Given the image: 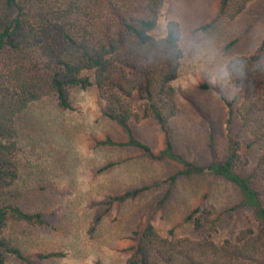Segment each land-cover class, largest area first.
Listing matches in <instances>:
<instances>
[{
	"label": "trees",
	"instance_id": "trees-1",
	"mask_svg": "<svg viewBox=\"0 0 264 264\" xmlns=\"http://www.w3.org/2000/svg\"><path fill=\"white\" fill-rule=\"evenodd\" d=\"M249 1L220 0L217 17L234 18ZM162 3L0 0V264H6L8 257L37 264L31 256L64 255L61 251L29 254L21 245L24 233L47 222L42 211L26 210L21 204L22 194L16 188L19 165L15 133L16 117L46 95H54L59 108L72 109L67 91L71 86H94L105 101L104 114L125 138L105 136L97 140L98 145L131 146L150 158L176 161L180 168L168 177L170 183L179 175L220 177L240 194L233 208L250 206L258 222L256 228H243L217 243L208 231L215 218L211 219L209 209L196 205L183 217L192 224L193 237L176 236L174 227L161 236L151 217L164 203L167 190L141 214L125 264H264V38L252 52L234 55L225 65L226 77L236 89L231 100L225 101L230 107L226 123L231 121L236 103L240 127L250 137L246 147L256 152L253 166L245 175L235 170L234 166L247 162L242 160L241 142L235 137H228L223 160L195 164L173 151L170 121L178 108L172 81L179 74L183 49L180 25L174 19L167 21L163 36L150 33ZM217 17L201 29L211 26ZM148 117L163 132L164 146L157 153L135 136L131 125ZM208 140L211 143V132ZM148 187L115 194L109 203L133 198Z\"/></svg>",
	"mask_w": 264,
	"mask_h": 264
},
{
	"label": "rangeland",
	"instance_id": "rangeland-1",
	"mask_svg": "<svg viewBox=\"0 0 264 264\" xmlns=\"http://www.w3.org/2000/svg\"><path fill=\"white\" fill-rule=\"evenodd\" d=\"M219 6L220 0H163L150 33L163 36L165 20L174 19L180 25L183 57L179 74L172 81L178 108L170 121L173 151L195 164L221 161L227 154L228 137H235L241 142L242 160L247 162L234 168L245 175L256 152L246 147L250 137L240 127L236 103L231 121L226 123L230 107L225 101L231 100L236 89L225 75V65L234 55L252 52L264 38V0H250L231 19L217 17ZM215 17L211 26L201 29ZM67 91L72 109L59 108L55 96L46 95L16 117V188L22 194V206L42 211L47 222L24 233L21 245L29 254H64L31 256L33 262L125 264L141 214L167 190L164 203L151 217L161 236L174 227L176 236L193 237V226L183 217L196 205L209 209V216L215 218L208 231L217 243L243 228L257 227L250 206L233 208L240 194L222 178L179 175L170 183L168 177L180 168L176 161L150 158L131 146L98 145L97 140L105 136L125 139L118 125L104 114L105 101L94 86H71ZM131 125L135 136L154 153L163 148V132L153 118L132 121ZM107 163L112 164L102 169ZM142 185L149 187L133 198L109 203L111 196ZM6 264L25 263L8 257Z\"/></svg>",
	"mask_w": 264,
	"mask_h": 264
},
{
	"label": "clouds",
	"instance_id": "clouds-1",
	"mask_svg": "<svg viewBox=\"0 0 264 264\" xmlns=\"http://www.w3.org/2000/svg\"><path fill=\"white\" fill-rule=\"evenodd\" d=\"M162 23H164L166 25L167 21L166 20L165 21H162ZM225 75H227V73H225Z\"/></svg>",
	"mask_w": 264,
	"mask_h": 264
}]
</instances>
